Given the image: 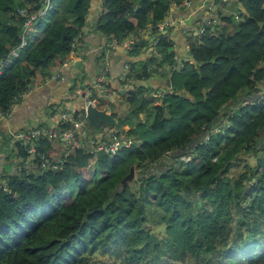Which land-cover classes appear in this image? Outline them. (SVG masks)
I'll return each instance as SVG.
<instances>
[{"label": "trees", "instance_id": "obj_1", "mask_svg": "<svg viewBox=\"0 0 264 264\" xmlns=\"http://www.w3.org/2000/svg\"><path fill=\"white\" fill-rule=\"evenodd\" d=\"M180 1L96 5L94 30L107 39L119 44L132 36L137 44L149 30L147 38H154L168 67L167 90L153 96L151 89H141L133 110L139 118L126 132L138 141L132 146L94 156L84 148L61 153L52 141L41 140L28 173L15 168L5 175L0 264H95L102 255L113 257V264H140L147 255L159 261L164 252L145 217L148 204L163 212L171 255H188L196 264H264V231L257 224L264 220V0H235L234 14L187 37L190 60L177 66L173 43L158 24ZM40 2L0 0V59L19 44L24 17L14 19L16 7L28 5L34 13ZM52 2L45 29L37 19L35 42L0 76L3 118L35 78L50 76L81 44L91 0ZM232 19L239 21L237 29L224 35ZM133 44L132 52L138 46ZM135 77L147 79L150 72L143 69ZM101 84L105 97L91 98L98 99L99 109L112 108L111 89ZM111 115L122 130L126 124L112 110ZM103 128L112 129L108 138L114 126ZM14 147L16 156L27 157L24 147ZM186 152L189 161H180ZM241 153L254 154L255 164L238 177H224ZM130 166L134 180L118 189Z\"/></svg>", "mask_w": 264, "mask_h": 264}, {"label": "crops", "instance_id": "obj_2", "mask_svg": "<svg viewBox=\"0 0 264 264\" xmlns=\"http://www.w3.org/2000/svg\"><path fill=\"white\" fill-rule=\"evenodd\" d=\"M189 1L190 6L172 8L169 16L175 20V24L168 30L162 31L167 39L173 43V51L175 53L174 61L177 66L184 62V60L189 59L187 51L188 35L185 34L182 25L177 22H179V20H184V22L192 25L191 28H198L203 23V19L204 22H210L215 16H207L208 14L206 13L200 14L202 11L199 9L197 10V6L202 0ZM233 1L234 5L232 10L234 11L237 5L235 0ZM99 2L100 0H91L86 21L88 27L83 30L81 34V44L78 48L76 47V49H74L73 54L71 53L69 55L68 62L62 64L61 67L52 72L44 82L40 80L37 86H33L28 93L22 95L19 102L12 106L9 114L0 120V183L4 182L5 175L14 173L16 167L17 158L15 156V147L11 139L8 138L9 133L38 126L40 124H52L56 121L61 111L72 113L73 111L80 110L85 103V96L83 93L81 95L75 94L73 92L74 88H71V86L77 83L75 88L82 89L86 92V88L92 86L97 76L99 77L101 74L100 67L103 65L100 64L105 56L108 58L107 63L111 73V75H107L106 80L111 89L108 95L113 102V107L117 116L123 115L126 108L124 103L125 98L120 97V95L128 91H134L136 87L141 86L151 89L153 93L167 90V66L166 68L157 67L154 71L153 68L151 70L149 69L150 77L147 79H138L135 77V75H138L141 71L130 73L131 79L125 81L122 85L120 84L122 74L119 73H121L122 70L124 71L123 66L125 64L127 65L128 63L130 65L136 62V60L144 61L150 57L154 58L151 65L155 66L157 64L156 55L150 51L152 47L147 38V34V36L145 35L143 39L139 40L143 41V44L137 46V48L141 51L139 48L141 47L143 50L142 54L137 58L130 59L127 51L128 49L126 47L124 48V45L110 46L111 42L114 40L107 39L94 30L97 14L96 5L99 4ZM215 22H217V20ZM129 51H131V49ZM68 82H70L69 85ZM120 90L125 92L120 94ZM119 99H121L122 102H118ZM53 110L55 114L50 115ZM103 127L104 126H101L100 128ZM124 128L127 129V126H124ZM111 131L112 129L110 128H103V130L96 132L97 134L95 136H101L100 138L105 140ZM52 143L61 153H64L66 149H68V146L60 140H54Z\"/></svg>", "mask_w": 264, "mask_h": 264}, {"label": "rangeland", "instance_id": "obj_3", "mask_svg": "<svg viewBox=\"0 0 264 264\" xmlns=\"http://www.w3.org/2000/svg\"><path fill=\"white\" fill-rule=\"evenodd\" d=\"M177 8H182V7H185L187 5L190 6V1L189 0H181L179 3L175 4ZM233 5H234V1L233 0H202V2L197 6V10H201L202 12L200 14H208L207 16L209 15H216L214 16V18H212L213 20H211L210 22H206V23H213L214 21L217 20L218 22V19L220 16H223V17H228V16H231L232 14H234V11L237 9V7L235 8V10L233 11ZM188 6V7H189ZM174 7V6H173ZM29 9V6L28 5H25V6H19V7H16L15 9V12H14V19H18L19 20V16H20V13H22L23 11H26ZM51 11L47 12L41 19H43V27H42V31L45 29V23L47 24V20H50V13ZM202 22H204V19L202 20ZM238 20L237 19H232L231 20V23L230 25L224 29L223 33L224 35H228V34H231L233 31H235L237 29V26H238ZM177 23H180L183 27V30H188V29H191L192 25L190 23H186L184 22V20H179V22ZM202 25V24H201ZM211 25V24H210ZM225 23H221V27L224 26ZM34 26V24H33ZM33 26H32V29L31 27L28 29V32L30 31V34L28 35V44L30 43V45H32L34 42H35V39H36V36H37V32L36 30L33 31ZM204 27L206 26H209V24H204L203 25ZM168 28H163V29H160L159 31L161 33H163L162 31L163 30H168ZM198 29L199 28H195L192 29V32H194L195 34H197L198 32ZM189 36V35H188ZM132 38V41L134 40V38L132 36H128L125 40H123L121 43H117L115 41L111 42L110 46H113V45H124V48L126 47L128 50V55H129V58L130 59H133V58H137L140 54H142V48L139 47L141 49V51L136 48L134 52L132 51H129L131 48L130 44L128 47L125 45V43L128 42V40ZM150 40V39H149ZM152 43V44H151ZM151 52L155 53L156 55V60H157V64L156 65H162V67H165L166 68V63H163L162 62V59L159 57V55L157 54V51H156V47H155V41L154 39L152 40L151 42ZM18 45L16 44L15 46H13L12 48L8 49L7 51H10L11 49L17 47ZM29 47V45H27L25 47V49H23L22 51L19 50L17 51V54H18V58L21 57V55H23V53L27 50V48ZM154 50V51H153ZM140 51V52H139ZM6 54V52H5ZM4 54V55H5ZM73 54V52H72ZM3 55V56H4ZM22 59V58H20ZM153 60L154 58H148V59H145L144 61L142 60H136V62H133L129 65H124L123 68H124V71L122 70L121 73L119 74H122L121 75V79L120 80H123V81H128L130 80V75H127L126 78H124V76L126 74H130V73H137L143 69H147V70H151L153 68V71L156 70L155 66L151 65L153 63ZM190 60L189 59H186L184 61H188ZM21 61V60H20ZM101 61V60H100ZM68 60H66L64 63H67ZM108 58L107 56L104 57V60L101 61V64L100 65H103L102 67H100V72H103L105 70V73L107 75H111L110 73V70H109V67H108ZM63 63V64H64ZM163 63V64H162ZM128 64V63H127ZM157 67V66H156ZM1 76V75H0ZM39 78V79H38ZM40 80L42 82H44L46 80V76L45 77H42V76H38L37 78H35V80H33V84L31 86V89L33 88V86H37L39 83H40ZM70 82H68V85H69ZM30 87V86H29ZM73 86H71L72 88ZM125 87V86H124ZM90 88V89H89ZM89 88H86V92H84L82 89H79V88H74L73 92L77 95H81L83 93V95L85 96L84 98V101L86 102L87 100L89 99H92L90 97L89 94H93V89H92V86H90ZM141 89H144L142 86L141 87H136V89L132 92V93H125V94H122L120 95V97H124L125 99L129 96H133V101L131 102H125V115H122L119 117V121L120 122H123L126 124L127 126V129H124L120 127L121 123L118 124L119 122L116 120V123L113 124L114 126V129H113V134L114 135H126V136H129L131 138H134L132 135H128L126 132L133 126V124L137 121V119L139 117H136V116H133V110L136 109L140 104V91ZM104 91H106V88H104ZM158 93L160 92H155L153 93V96H157ZM261 95V93H260ZM102 97H105L104 95ZM98 98V97H97ZM101 98V97H99ZM110 103L113 105V102L111 101L110 97H108ZM258 101H263V95L260 96L258 98ZM98 102V101H97ZM118 102H122L121 99L118 100ZM105 108H107L106 106H103ZM102 107V108H103ZM101 108V109H102ZM99 109V108H98ZM111 110L112 108L110 107V109H107L106 111L108 113L111 114ZM114 110V111H113ZM113 112L115 113V109L113 107ZM79 111H82V110H78V111H73L74 113H78ZM72 112V113H73ZM125 118H130L129 120H125ZM82 133H87L86 137L84 138V142L86 143L85 146H87L88 143H90V141L92 142H96V143H99L101 142L103 139H101L100 137H96L95 135L97 134L96 132H98L99 130H103V128H90V126H88L86 123L83 124L82 126ZM78 132V131H76ZM91 133V134H90ZM8 138H10V135H8ZM108 139V138H106ZM136 139V138H134ZM253 164H255V155L254 154H249V153H241L239 155V161L236 162V164L230 168L228 174H225L224 177H229V178H235V177H238V175L244 171L248 172V166H252ZM199 211H203L204 209H202L201 207L198 208ZM197 209V211H198ZM163 215V212L159 209H155L153 208V206L151 205H146L145 207V217L147 218V222H148V225L150 227V230H151V233L152 235L155 237L156 241L159 242V243H162V251L164 252V255L161 257V259L159 261H150L149 260V255H147L145 257V259L142 260V262L140 264H196L195 261L188 255H185L183 257L179 256V255H171V251L172 249L168 248L167 246V238L164 234V225L161 221V217ZM258 226L264 231V220H258ZM97 262H95V264H113V261H114V258L113 257H109V256H106V255H102V256H97Z\"/></svg>", "mask_w": 264, "mask_h": 264}, {"label": "built area", "instance_id": "obj_4", "mask_svg": "<svg viewBox=\"0 0 264 264\" xmlns=\"http://www.w3.org/2000/svg\"><path fill=\"white\" fill-rule=\"evenodd\" d=\"M40 7L36 12L28 13L27 10L20 13V17H24V21L22 24V31L19 36V44L17 47L11 49L10 51H7V53L0 59V75L3 74L4 70L8 68L15 59H17L19 56L17 54V51L25 49V47L28 45V37L27 35L30 34V31L28 32V29L35 23L37 19H41L47 12L51 11L53 8V2L52 0H41ZM174 7L176 5L174 4ZM175 24V20L172 19L170 16H167L163 19V21L158 24V29L163 28H170ZM208 24V23H204ZM198 33L195 34L192 32V29L184 30L185 34L192 35L195 37H198L203 31L204 26L201 25L198 27ZM146 34L149 36L150 32L149 30L146 31ZM150 41L154 38H149ZM134 40L132 41V38L128 40L125 45L128 47L130 44H132ZM152 44V43H151ZM107 80V74L105 73V70L101 72L99 77L95 79L92 89L93 94H89L90 97L92 95H95L96 97H101L104 94V87L102 86V82H105ZM98 99L92 98L87 100L81 110L78 113H69L67 111H61L58 114V117L56 121L52 124H40L38 126L30 127V128H24L20 131L10 132V138L14 145L15 142H17L19 145L24 147L27 157L25 159H21L19 156H16V171L17 172H24L28 173L30 166L32 164V160L34 159V156H36L38 153L37 148L39 146V142L41 140H60L64 142L68 146V150H72L75 148H84L89 151L92 155H96L98 153L106 154V155H113L121 148H127L132 146L133 144L137 143L138 141L134 138H131L126 135H114L113 132L110 134L107 140L101 141L99 143L92 142L87 144L85 146L84 138L86 137L87 133H82V126L84 123H86L84 114H85V108L87 104H90L92 106L96 107ZM110 109L109 107L105 108L103 107L102 110L107 112L106 110ZM108 113V112H107ZM3 118L2 114H0V120ZM66 124H69V127H64ZM78 131V132H76ZM68 150H66L64 153H66ZM16 153V152H15ZM189 155L186 153L181 154L179 156V160L183 162L189 161ZM215 160V159H213ZM39 161L41 163L42 167H46L48 164L47 158H45L43 155L39 156Z\"/></svg>", "mask_w": 264, "mask_h": 264}, {"label": "water", "instance_id": "obj_5", "mask_svg": "<svg viewBox=\"0 0 264 264\" xmlns=\"http://www.w3.org/2000/svg\"><path fill=\"white\" fill-rule=\"evenodd\" d=\"M143 41H139L137 44H133V47L137 45H142ZM125 91L120 90L119 93L122 94ZM84 117L87 121L88 126L92 128H99L101 126H112L116 123V119L110 114L102 109H98L95 106L87 104L85 108ZM135 178L134 167L130 166L128 173L121 180L118 189H121L125 184H131Z\"/></svg>", "mask_w": 264, "mask_h": 264}, {"label": "clouds", "instance_id": "obj_6", "mask_svg": "<svg viewBox=\"0 0 264 264\" xmlns=\"http://www.w3.org/2000/svg\"><path fill=\"white\" fill-rule=\"evenodd\" d=\"M81 110V109H80Z\"/></svg>", "mask_w": 264, "mask_h": 264}]
</instances>
